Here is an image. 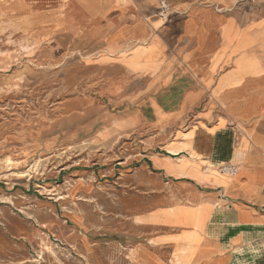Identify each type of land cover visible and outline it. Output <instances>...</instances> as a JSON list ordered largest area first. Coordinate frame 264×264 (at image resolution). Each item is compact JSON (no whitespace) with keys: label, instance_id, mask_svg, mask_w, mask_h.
I'll use <instances>...</instances> for the list:
<instances>
[{"label":"crops","instance_id":"0c3cea01","mask_svg":"<svg viewBox=\"0 0 264 264\" xmlns=\"http://www.w3.org/2000/svg\"><path fill=\"white\" fill-rule=\"evenodd\" d=\"M0 21L49 66L74 50L96 70L50 141L99 153L74 189L99 169L133 200L143 264H264V0H0Z\"/></svg>","mask_w":264,"mask_h":264},{"label":"rangeland","instance_id":"374dc122","mask_svg":"<svg viewBox=\"0 0 264 264\" xmlns=\"http://www.w3.org/2000/svg\"><path fill=\"white\" fill-rule=\"evenodd\" d=\"M28 41L0 36V264H143L133 253L142 242L131 223L133 200L99 181V169L88 186L74 189L73 173L99 163V153L50 141L63 126L64 95L98 96L87 84L96 70L81 65L74 50L49 66L32 56ZM65 82L71 87H59Z\"/></svg>","mask_w":264,"mask_h":264},{"label":"built area","instance_id":"2783aa9c","mask_svg":"<svg viewBox=\"0 0 264 264\" xmlns=\"http://www.w3.org/2000/svg\"><path fill=\"white\" fill-rule=\"evenodd\" d=\"M160 12L162 15H167V13L169 12V8L164 4V2H160ZM219 171L222 175L234 177L238 173V166L233 164H226L220 167Z\"/></svg>","mask_w":264,"mask_h":264},{"label":"bare ground","instance_id":"6f19581e","mask_svg":"<svg viewBox=\"0 0 264 264\" xmlns=\"http://www.w3.org/2000/svg\"><path fill=\"white\" fill-rule=\"evenodd\" d=\"M165 4V3H164Z\"/></svg>","mask_w":264,"mask_h":264}]
</instances>
